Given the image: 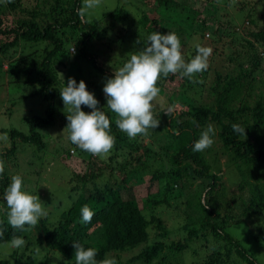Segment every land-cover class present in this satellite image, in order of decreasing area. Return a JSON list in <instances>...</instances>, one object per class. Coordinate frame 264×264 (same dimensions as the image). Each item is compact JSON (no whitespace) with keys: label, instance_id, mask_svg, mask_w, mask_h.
<instances>
[{"label":"trees","instance_id":"obj_1","mask_svg":"<svg viewBox=\"0 0 264 264\" xmlns=\"http://www.w3.org/2000/svg\"><path fill=\"white\" fill-rule=\"evenodd\" d=\"M40 1L34 11L12 1V11L22 7L19 9V16L14 20V26L4 27V19L0 15V36L10 38L3 42L0 39V81H5L14 92L20 90L25 93L28 91L25 85H28L32 91L29 98L39 97L46 104L45 114L26 119L28 128L25 132L15 128L1 129L5 139L0 141V144L8 143L11 146L0 150V161L5 164V173L3 178H0V194L14 176L9 166L15 162L16 155L30 149L39 153L35 156H39L47 146L44 132L57 123V108L62 102L59 93L62 86L57 64L63 62L58 58L64 59L76 53L75 60L85 59L106 82L114 73L103 67L104 59L115 57L118 61L121 59L126 62L131 55V52L125 54L127 44H136L134 51H137L143 47L142 40L140 44L137 43L140 38L144 39L153 31L166 34L171 26L175 27L174 32L179 37H191L197 33L198 27H208L207 17L200 18L203 13H210L217 23H221L222 13L215 6L221 4L222 11H226L228 17V8L235 9L233 15L236 18L230 17L228 30L236 29L230 34L236 42L249 50L248 58L252 61L254 59L251 63L253 68L241 64L233 71L236 76L230 73L226 76L218 74L213 104L197 107L179 102L171 105L176 113L172 117L163 112V108L158 109L156 112L160 125L165 122L167 133L176 139V143L163 149L137 141L128 142L127 137L119 132L114 123L112 112L105 108L110 118L112 135L115 134L113 136L116 139L110 153V163H107L111 167V179L109 178L103 187L97 184V179L104 177L103 167L83 175L73 172L69 184L77 197L73 198L69 208L53 212L56 222L51 223L48 217L40 220L35 227L26 226L23 231L14 230L8 223L6 205L0 200V244H7L10 249L7 255L3 256L6 259H0V264H52V257L57 254L63 257L59 264H75L73 242L95 248L98 262L112 259L117 264L116 259L122 261L124 254L133 253L138 249L137 253L127 259L126 264H154L157 260L163 262L162 264H177V256L188 251L192 241L201 238L210 241L209 233H212L215 245L202 264H228L233 256H237L245 264H260L228 229L230 221L240 217L233 213V209L230 213L221 210L222 204L217 197L222 185L220 177L201 152L192 151V145L209 124L214 125L219 143L227 158L232 160L236 167L235 174L239 172L243 177L238 187L241 195H233L234 200H238L239 205H244L243 209L248 215L254 214L255 208L264 209V187L253 182L260 177L264 167V142L259 143L253 138L255 134L264 131V78L258 77L262 71L257 72L258 66L263 63V58L257 55V48L264 47V10L259 9L264 6V0H259L261 2H256L253 6H249L250 2L245 0H205V5L210 2L211 9L214 10L208 13L206 8L202 13L191 6L190 1L195 4L197 0H187V3L178 0H155L154 11L161 19H151L146 11L140 15V8L135 9L139 16L133 17L127 6L123 5L108 15L107 19L111 18L113 21L107 25L101 21L82 22L78 16L81 0H54L55 5L51 4L48 12L41 9L47 5L48 0ZM129 4L134 8V4ZM63 9L66 11L61 12ZM243 18L247 27L239 32L240 27L234 25V22L242 21ZM114 21L127 25L119 24L121 27L118 28ZM66 35L75 37L73 43L76 48L70 49L65 44ZM33 45L40 47L29 51ZM64 47L67 48L66 51ZM104 52L107 54L106 58L103 56ZM195 55L196 52L193 57ZM3 59L12 60L7 70L2 69ZM179 76V73L169 74L159 82H174ZM182 78L184 83L180 91L185 93L188 86L193 87V81L187 77ZM257 85L263 87L260 93H256ZM245 90L247 96L235 107L230 106L229 102L234 94ZM95 95L99 101L98 107H106V97L100 86L96 88ZM180 104L179 108L177 105ZM67 114L63 116L66 125ZM233 123L246 127V138L233 133ZM177 142L179 147H176ZM76 148L79 153L91 161L94 160L91 153L77 146ZM65 152L71 157L70 149ZM128 157H133L134 166H127ZM96 159H100L99 156ZM40 166L43 167V164ZM116 171H121V177H117ZM199 179L201 182L206 181L204 191L195 190L187 203L192 212H201L200 226L191 228L186 225L184 229L188 231V238L168 244L163 239L170 233L160 211L165 207H172V201L183 195L185 190L192 188ZM146 181L149 182L148 191L141 196L138 188ZM155 186L157 190H153L152 187ZM205 203L208 205L206 208ZM84 205H88L95 212L91 222L86 224L81 222L80 209ZM226 209L231 208L228 205ZM154 231L157 232L156 236ZM14 236L23 238L25 245L21 248H10L9 243ZM11 258L14 259L12 262Z\"/></svg>","mask_w":264,"mask_h":264},{"label":"rangeland","instance_id":"obj_2","mask_svg":"<svg viewBox=\"0 0 264 264\" xmlns=\"http://www.w3.org/2000/svg\"><path fill=\"white\" fill-rule=\"evenodd\" d=\"M14 1L19 6L26 7L27 9L34 11L36 9V4L40 1L38 0H4V3H0V15H2L4 19V27L14 26V20L19 16V9L22 7H17V11H12L10 4ZM155 0H140L139 2L136 0H101V4L96 9L92 10L89 14V21L93 23H97L101 21L104 25H107L108 22L113 21V19H107L108 15L115 10L117 7L123 5L127 6L128 10L131 13V16L137 17L138 12L135 9L140 8L141 13L146 11L151 19H161V16L158 15L154 10H156V4L154 5ZM178 1H187V0H178ZM247 3L250 2L249 6H253L256 2L260 3L259 0H245ZM42 3V1H40ZM46 6H41L44 12H48L50 10L51 4L54 6V0H48ZM147 2V3H146ZM134 4V8L130 6ZM187 3V2H186ZM191 6L195 9H199L202 13L206 8L207 13L209 11L213 12L211 8V3L206 2L205 0H197L194 4L190 1ZM205 5V6H204ZM84 6V0H81V9ZM216 8L222 13L223 20L220 23L211 17V14L203 13L200 18L207 17L208 19V27L196 29L197 33H194L191 37H187L183 35L180 37L182 52L185 56L186 60H190L193 57V54L196 52L195 44L200 43L203 46L211 47L212 53L208 57V68L202 73L195 74V82H193V87H187L185 93H181L180 89L183 86V78L181 76L177 77L174 82L170 83H162L159 82L158 86L160 88V94L158 97V104L156 111L160 108H166L171 105H175L179 102L185 105H196L197 107L204 106V104H213L216 92L214 90L218 74H222L226 76V74L230 73L232 76H236L233 73L234 70H237L240 65H244L247 68H250L251 63L254 61L248 58V49H245L243 45H241L238 41L234 40L232 30L228 26V20L230 17L236 18L234 16L235 9L230 7L228 8L229 17L226 15V11H222V5H215ZM259 6H257L258 8ZM158 8V7H157ZM261 11L264 10V6L261 8ZM39 10V9H38ZM66 11L65 9L61 10ZM246 15V14H245ZM141 18V17H140ZM243 18L242 21L234 22V25H238L239 32L247 27V23L245 24ZM201 20V19H200ZM227 20V22H226ZM115 22L116 27H121V24L127 25L125 23ZM129 23V22H127ZM120 24V25H119ZM133 25V24H132ZM139 24H137L138 26ZM232 24V26H234ZM126 27V26H125ZM134 27V26H132ZM237 27V26H235ZM124 29V27H122ZM169 31H174L173 28L168 27ZM176 33V32H175ZM83 35V34H82ZM247 35V34H246ZM0 39L3 41H8L10 38H3L0 36ZM75 41V37L72 35H66L65 44L71 49L75 47L73 43ZM139 42L138 44H140ZM133 43L127 44L125 47V54H129L130 52H134ZM139 46V45H138ZM137 46V48H139ZM39 45H33L29 51L38 49ZM67 48L64 47V51ZM257 55L263 58V63L258 66L257 72H263L260 78H264V47L258 46ZM108 51V50H107ZM77 52V49H76ZM109 52V51H108ZM110 53V52H109ZM76 54V53H75ZM70 55L64 59L59 60L63 61L61 64H57V68L59 71L60 84L63 87L64 81L65 85L67 84L68 78H75L77 82L80 80H84L89 91L93 90L94 94L96 93V88L98 86L103 90L105 79H102L97 70L94 68L92 64L87 63L85 59H77L75 60L74 56ZM124 54V55H125ZM103 56L106 58L107 54L104 52ZM12 58V57H11ZM12 60L3 59V70L8 69V65ZM100 61L101 58H100ZM103 67L107 68L111 72L114 73L119 67L125 63L123 60H117L115 57L104 59L102 61ZM234 74V75H233ZM7 80V77H5ZM0 141L5 139L3 133H1V129H18L20 131L27 130L26 119L30 118L34 115H42L45 114L46 104L39 97H31L32 91L28 88V85H25V88L28 89L27 92L22 93L20 90L18 92H14L12 88H10L7 83L3 80L0 81ZM256 93H260L263 87L261 85H257ZM189 88V89H188ZM33 90V89H32ZM14 93H13V92ZM92 92V91H91ZM104 94V92H103ZM27 96V97H25ZM96 96V95H95ZM105 96V94H104ZM247 96V91L240 93H235L234 96L230 100V106L235 107L238 102L241 101L244 97ZM29 98V99H27ZM174 102V104H173ZM107 104V103H106ZM180 105H177L180 108ZM82 110L85 112L91 111L87 106L82 105ZM189 107V106H188ZM187 108V106H185ZM184 108V109H185ZM56 125L54 127L48 128L44 134L46 135V148L44 152H41L39 156H35V154H39L30 149L19 152L16 156V160L9 167L11 169V173L13 175H21L23 177L25 190L32 194H37L40 200L46 204V208L48 211V215L45 218H50V222L54 223L57 221L55 214L53 213L55 210H65L69 208L73 198H76L77 195L74 194V191H71V185L69 184L70 176L73 172H76L80 175L89 173L92 170H97L99 167L104 168V177L97 179V184L101 187L105 185L108 179L111 177V167L108 166L107 163H110L109 157H100V159H96L97 156L93 155V161L87 158L84 154L79 153L75 145H73L69 140V130L66 128V124L64 123L63 116L68 113L67 109L63 104V101L60 102L58 106ZM113 116V120L118 118L115 113H111ZM119 132L122 133L123 136L127 137L128 142L137 141L141 144L150 145L153 148H164L169 144L176 143V139H173L167 133V124L163 122L161 125L153 131H150L147 135H138L136 138H129L126 133L122 132L119 129ZM115 135V134H113ZM254 139L260 142H264V131H261L260 134H255L253 136ZM10 144H0V150H4V148H9ZM176 147H179V142H177ZM31 148V147H30ZM26 149V148H25ZM70 149L71 157H68L66 150ZM207 161L212 164V168L214 172L218 173L220 177L221 188L217 193L218 201L222 204V211L225 212H235L240 219H236L230 221V225L228 229L234 235L235 238H238L243 245L248 249V251L259 261L260 264H264V209H256L254 210V214L248 215L243 207L244 205H239L238 200H234L235 196H240L241 193L238 191L239 184L242 183L243 177L240 176V173L235 174V165L232 160L228 159L227 154L224 152L223 147L219 143V138L217 135L215 136V143L213 146L203 152H201ZM134 157V155H133ZM133 157H128L127 166H134ZM95 159L97 161H95ZM123 161V159H122ZM43 164V167L40 165ZM262 173L258 179H255L253 182L264 187V167L261 170ZM115 174L117 177H121V171H116ZM69 184V185H68ZM148 181L145 182L143 186H138L139 194L142 196L145 192H147ZM206 186V181H202L199 179L195 182L194 186L189 190H185L183 195L175 198L172 201V207H165L161 212V216L169 230V236L163 239L168 244L173 242L184 241L188 238V231L184 229L186 225H190L191 228H199L200 221L199 216H201V212L196 211L192 212L188 205V199L192 198L193 193L196 191H204V187ZM153 190H157L156 186L152 187ZM72 194V195H71ZM247 196V194H245ZM240 199V198H239ZM260 201V200H258ZM196 202V201H195ZM231 209H226L228 206ZM233 209V210H232ZM232 210V211H231ZM248 215V216H247ZM43 218V219H45ZM42 220V219H41ZM157 232L154 231V235L156 236ZM210 241L205 239H198L191 242V248L184 252L183 254L178 255L179 259H176V263L180 264H200L203 263L204 260L207 259V256L212 252L214 248V237L212 233H209ZM141 249V247H140ZM10 251L7 244H0V259H6L3 257L7 255ZM138 249L133 253H137ZM133 253L129 252L124 254L123 260L119 261L116 259L117 264H126L127 259L131 258L130 256ZM56 257H59L58 254ZM56 257H52V261L56 260ZM11 262L14 259H10ZM14 262V261H13ZM163 263V262H162ZM160 260H157L154 264H162ZM132 264H148L145 262H135ZM228 264H245L241 262V260L237 256H233L232 259L229 260Z\"/></svg>","mask_w":264,"mask_h":264},{"label":"clouds","instance_id":"obj_3","mask_svg":"<svg viewBox=\"0 0 264 264\" xmlns=\"http://www.w3.org/2000/svg\"><path fill=\"white\" fill-rule=\"evenodd\" d=\"M4 3V0H0ZM101 0H84V6L78 10V16L84 23L88 22L89 14L99 7ZM142 40L143 47L131 52L121 67L114 71L104 84L106 107H98L99 101L95 94L88 90L84 80L76 81L68 78L67 84L59 90L65 109H67V126L70 142L92 155L106 157L114 148L116 139L112 135L111 123L105 108L115 113L116 126L129 138L147 135L160 124L156 112L160 88L158 82L169 74L179 73L195 82V74L208 68V57L211 47L195 44L196 55L186 60L182 52L180 37L169 31L162 34L153 31ZM82 105L91 109L82 110ZM170 117L175 116L174 106L163 108ZM233 133L246 138V127L239 123L231 125ZM217 129L209 124L192 145L193 152H203L213 146ZM5 173V164L0 161V178ZM7 208V220L14 230L23 231L26 226L35 227L40 220L48 215L46 204L37 194L25 190L23 177L19 174L11 177V182L0 194ZM208 205L205 203V208ZM81 222L90 223L95 215L88 205L80 209ZM264 223V222H262ZM25 245L23 238L14 236L9 243L10 248H21ZM75 264H115L112 259L97 261V251L92 247L73 242ZM62 256L56 257L52 264H59Z\"/></svg>","mask_w":264,"mask_h":264}]
</instances>
